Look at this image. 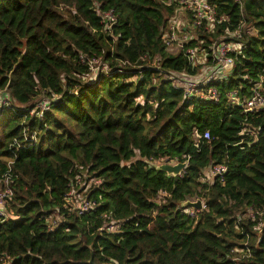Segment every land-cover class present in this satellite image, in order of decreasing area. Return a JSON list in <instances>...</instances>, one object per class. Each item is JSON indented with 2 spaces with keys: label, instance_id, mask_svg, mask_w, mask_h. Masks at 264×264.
Returning <instances> with one entry per match:
<instances>
[{
  "label": "trees",
  "instance_id": "16d2710c",
  "mask_svg": "<svg viewBox=\"0 0 264 264\" xmlns=\"http://www.w3.org/2000/svg\"><path fill=\"white\" fill-rule=\"evenodd\" d=\"M167 1L0 0V92L26 111L42 99L50 105L32 119L24 110L0 114V178L17 156L14 196L0 217V264H233L232 251L249 238L251 256L238 264H264L260 221L236 225L246 209L264 210V113L245 116L226 97L247 91L243 77H264V0H210L229 18L213 37L243 20L256 30L235 78L216 85L217 104L132 68L156 61L195 73L183 54L166 51L163 31L175 12ZM110 10L118 18L111 36L100 16ZM94 58L110 68L127 62L130 73L93 83ZM245 119L257 137L240 135ZM24 129L37 134L35 144L24 142ZM206 131L210 141L197 147L195 135ZM15 139L25 147L12 148ZM164 159L187 168L173 177L146 163ZM212 164L227 166L225 183L205 181ZM80 167L103 181L92 194L101 207L83 217L63 208ZM196 199L205 209L191 217L182 204ZM57 210L66 221L52 228L46 219ZM107 213L126 221L120 234L100 233Z\"/></svg>",
  "mask_w": 264,
  "mask_h": 264
},
{
  "label": "built area",
  "instance_id": "2783aa9c",
  "mask_svg": "<svg viewBox=\"0 0 264 264\" xmlns=\"http://www.w3.org/2000/svg\"><path fill=\"white\" fill-rule=\"evenodd\" d=\"M165 4L175 9L174 16L170 19L168 27L163 31V42L166 51L174 54H183L188 61V65L194 70V74L186 71H167L162 69L155 61L144 65H132V68L137 73L144 71H154L159 74L163 81L170 82L171 85L184 93V97L189 100H196L200 102H209L217 104L222 98V93L219 91L217 84L227 83L228 79L219 78L215 79L218 71H224L227 74H233L236 67V59L242 55L246 37L256 34L255 27L248 24L245 20L241 21L235 31L224 30L223 33L217 38L213 35L217 34L218 28L225 23H229V18L219 14L218 7L210 0H168ZM99 9V7H97ZM99 11V10H97ZM102 23L105 26V31L111 36L112 28L117 24L118 18L114 10L100 13ZM202 36L208 38H202ZM196 42V46L189 45L191 42ZM242 44L243 47L238 48ZM127 62L119 64L115 68L103 62L102 58H94L89 61L91 73L93 75V83L99 81L102 77H111L115 74L125 75L130 73L125 69ZM211 68L214 72L211 75H199V68ZM248 82V89L243 92L242 87L239 90L227 93L226 97L229 104L241 109L245 116H254L264 113V77L259 76L252 79L249 76L243 77ZM135 81V80H132ZM156 82V81H155ZM56 98V97H54ZM50 108L49 101L42 99L38 101L35 106L27 111L15 101H12L6 91L0 92V114L4 109H11L15 113L19 110L28 112V116L32 118L43 117L44 112ZM243 130L241 136L250 134L257 137L255 129L248 125L247 119L243 122ZM22 137L24 142L33 145L37 142V134L33 133L31 136L24 129ZM210 132L206 131L203 135H195L196 146L201 145L202 141H210ZM12 148L19 150L25 147L22 142L15 139ZM15 152V150H13ZM8 163L7 172L0 178V217H8L7 203L12 200L14 190L12 182L14 179L13 164L16 159ZM146 163L153 167L152 164L163 165L171 164L176 165L179 163L177 159L161 161L146 160ZM228 173L226 165L212 164L205 170V181L211 184L217 180L220 183H225V177ZM103 181L90 173L89 169L80 167V173L70 180L68 185L69 191L64 197L63 208L70 213L75 212L79 217L96 212L101 203L92 198L95 190L100 189ZM166 193H161L158 197L159 203L165 202ZM162 200V201H161ZM197 200V199H196ZM60 210L48 217L47 223L52 228L58 227L65 223L66 219L60 216ZM191 217L196 216L198 211L189 209L185 211ZM105 220L100 233L107 232L108 234H120L122 232L123 224L126 221L113 220L111 214H104ZM259 225L254 228L258 231L260 236L264 227V210L256 212L253 208H248L243 215L237 216L236 225L242 228L244 223H257ZM249 240L244 244L243 248H235L232 254L235 257L232 260L233 264H238L243 257L242 255L250 257L251 248Z\"/></svg>",
  "mask_w": 264,
  "mask_h": 264
},
{
  "label": "water",
  "instance_id": "95a60500",
  "mask_svg": "<svg viewBox=\"0 0 264 264\" xmlns=\"http://www.w3.org/2000/svg\"><path fill=\"white\" fill-rule=\"evenodd\" d=\"M152 166L158 171L166 173L168 176L177 177L182 174V172L187 168V163H178L176 165L163 164L157 165L152 164ZM182 208H190L195 211H203L205 209L204 202L201 199L197 200H187L182 204Z\"/></svg>",
  "mask_w": 264,
  "mask_h": 264
},
{
  "label": "rangeland",
  "instance_id": "374dc122",
  "mask_svg": "<svg viewBox=\"0 0 264 264\" xmlns=\"http://www.w3.org/2000/svg\"><path fill=\"white\" fill-rule=\"evenodd\" d=\"M241 47H243V45H242V44H239V45H238V48H241ZM213 72H214V70L211 69V68H203V67H201V68H199V70H198V74H199V75H203V74L211 75ZM219 78H224L225 80L228 79V81H230V80L234 79L235 76H234L233 74H227V73L224 72V71H218V72L216 73V75H215V79L218 80ZM130 82L132 83V80H131V79H130ZM182 173H183V172H182ZM161 201H162V200H161ZM204 206H205V204H204Z\"/></svg>",
  "mask_w": 264,
  "mask_h": 264
}]
</instances>
